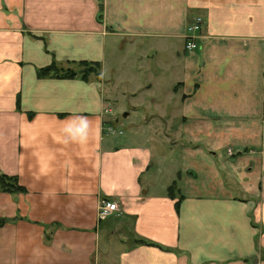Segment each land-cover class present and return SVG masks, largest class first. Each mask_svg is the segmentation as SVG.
Wrapping results in <instances>:
<instances>
[{"label": "crops", "instance_id": "1", "mask_svg": "<svg viewBox=\"0 0 264 264\" xmlns=\"http://www.w3.org/2000/svg\"><path fill=\"white\" fill-rule=\"evenodd\" d=\"M0 176V264H264V0H0Z\"/></svg>", "mask_w": 264, "mask_h": 264}, {"label": "rangeland", "instance_id": "2", "mask_svg": "<svg viewBox=\"0 0 264 264\" xmlns=\"http://www.w3.org/2000/svg\"><path fill=\"white\" fill-rule=\"evenodd\" d=\"M199 20V28L193 32V36L194 38H196V36L198 35L197 32L200 31L201 29V20L200 19H196L192 24H194L195 22H197ZM192 33V32H191ZM188 39V38H187ZM121 42L119 45L120 48V54L119 56L116 57H112L110 55V63H111V67L113 68L111 73L114 74V72L117 71L118 69V73L125 75H128V70H131V66H134V56H135V49L133 50V44H132V39L131 37H126L125 39L121 38ZM159 63V62H158ZM58 66V65H57ZM62 67V66H59ZM64 70L71 68V69H75L76 71H84L87 70L85 66H81L78 63L68 66V67H62ZM89 68V67H88ZM133 68V67H132ZM95 76L94 74H89L90 76ZM136 78L140 79V75L139 73L134 74L133 75ZM118 89H120L123 93H121L119 90H116V92H114L113 97L109 98L107 100V105L106 110L107 113L109 114V122L110 124H114V122H112L113 120H117L118 122V128L121 127L124 129V127L126 128L128 126V124H130L131 122H133L136 117H139L137 114H130V116L128 117V105L127 102L130 100L129 98H131L133 96L132 94V90H131V86L130 85H125L124 87H119ZM126 113V116H123ZM161 128H164V125H160ZM258 145V144H257ZM258 146H253V147H246V149L243 150H237L233 149L232 147H230V145H224L222 147V154L223 155H228L227 158L231 159L232 157H235L236 155H244V154H257L260 153V148H257ZM226 153V154H225Z\"/></svg>", "mask_w": 264, "mask_h": 264}, {"label": "trees", "instance_id": "3", "mask_svg": "<svg viewBox=\"0 0 264 264\" xmlns=\"http://www.w3.org/2000/svg\"><path fill=\"white\" fill-rule=\"evenodd\" d=\"M79 65L87 67V70L84 71H76L75 69L68 68L64 70L62 67L57 66L56 64H51L44 68L38 70V75L40 77H59V78H75L79 77L81 79L87 80L89 74H94L97 78L101 76V66L99 62H87V61H80L78 62ZM89 67V68H88ZM16 184L12 180H9L5 176H0V188L5 191H15ZM17 187V186H16ZM175 186H171L169 188L170 195L173 194ZM20 189V187H18ZM178 203H176L177 205ZM140 243H143L141 241Z\"/></svg>", "mask_w": 264, "mask_h": 264}, {"label": "built area", "instance_id": "4", "mask_svg": "<svg viewBox=\"0 0 264 264\" xmlns=\"http://www.w3.org/2000/svg\"><path fill=\"white\" fill-rule=\"evenodd\" d=\"M198 28H199V20L189 27V31L193 33ZM187 40L188 41L186 43V49L195 48L196 46L195 43L189 40V37ZM105 112L107 113V110H105ZM102 129H103V132L106 134H113L116 131L115 126L113 124H110L107 121L103 122ZM118 213H119V206L115 201L108 200V199H102L100 201V204L98 207V219L99 220H104L110 216L118 215Z\"/></svg>", "mask_w": 264, "mask_h": 264}]
</instances>
